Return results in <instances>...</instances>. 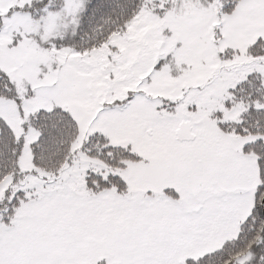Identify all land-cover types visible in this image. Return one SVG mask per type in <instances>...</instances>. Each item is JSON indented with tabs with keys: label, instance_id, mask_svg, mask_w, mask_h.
<instances>
[{
	"label": "snow or ice",
	"instance_id": "obj_1",
	"mask_svg": "<svg viewBox=\"0 0 264 264\" xmlns=\"http://www.w3.org/2000/svg\"><path fill=\"white\" fill-rule=\"evenodd\" d=\"M0 264H264V0H0Z\"/></svg>",
	"mask_w": 264,
	"mask_h": 264
}]
</instances>
